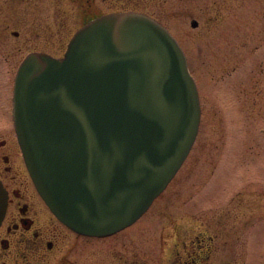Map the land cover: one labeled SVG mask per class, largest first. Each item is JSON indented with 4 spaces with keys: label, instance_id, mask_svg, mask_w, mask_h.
Segmentation results:
<instances>
[{
    "label": "water",
    "instance_id": "water-1",
    "mask_svg": "<svg viewBox=\"0 0 264 264\" xmlns=\"http://www.w3.org/2000/svg\"><path fill=\"white\" fill-rule=\"evenodd\" d=\"M200 115L183 49L142 14L96 19L65 58L31 56L17 79L27 165L52 210L80 233L136 221L187 157ZM7 199L0 180V224Z\"/></svg>",
    "mask_w": 264,
    "mask_h": 264
},
{
    "label": "flooded vegetation",
    "instance_id": "flooded-vegetation-1",
    "mask_svg": "<svg viewBox=\"0 0 264 264\" xmlns=\"http://www.w3.org/2000/svg\"><path fill=\"white\" fill-rule=\"evenodd\" d=\"M42 6L47 12L44 20L40 21L41 35L36 38L41 36L40 46L43 49L32 48L33 25L29 18L32 11L36 12ZM152 9L158 11L159 0H0L1 137L4 136L3 132L8 138L11 132L15 133L14 83L18 67L28 54L45 52L62 57L70 39L81 26L107 13L142 12L166 24ZM197 22V25H192L194 28L198 27ZM22 32L23 39L28 40L22 41L23 46L18 50L14 48L16 44L12 45V40L21 38ZM36 38H33V44L39 45ZM48 46L51 49H47ZM0 141V179L8 193L7 211L0 225V264H92L91 261L93 264L95 261L98 264H152L147 252H153L156 248L151 241H146L150 238L149 233H127L128 229L138 226L141 218L126 229L107 236L73 230L57 217L42 198L22 153L25 168L17 169L15 159H11V141L8 146L6 140ZM16 143L20 149L17 140ZM190 180L188 173L185 186ZM234 191L218 195L215 201L206 202L201 197V210L197 209L199 215L191 210L188 204L191 202L186 201L189 207L186 214H194L193 224L198 226L199 231L196 232L191 226L189 229L186 226L180 228L175 222L177 217L171 219L173 228L170 233H165L163 226L152 240L155 238L158 241L156 247L159 245L162 248L164 264H264V185L258 191L263 198L259 207L256 206L261 203L247 199L246 192ZM228 196L230 199L224 200ZM175 202L179 200L173 199L169 205ZM213 203L216 206L207 207ZM117 239L119 242H115ZM101 241H113V245L107 244L101 247L103 249H97V243ZM89 245L94 246L91 261L85 253ZM104 250H108V254L100 255Z\"/></svg>",
    "mask_w": 264,
    "mask_h": 264
},
{
    "label": "rangeland",
    "instance_id": "rangeland-1",
    "mask_svg": "<svg viewBox=\"0 0 264 264\" xmlns=\"http://www.w3.org/2000/svg\"><path fill=\"white\" fill-rule=\"evenodd\" d=\"M43 6L32 11L29 18L33 25L32 48H42L41 36L36 37L41 35L40 21L47 12ZM152 11L170 26L184 46L202 103L200 130L185 163L138 226L127 230L128 234L149 233L146 241H151L156 250L147 252L148 260L164 264L162 248L156 247L155 238L152 240L163 226L165 233L172 231L171 219L177 217L175 222L180 228L191 226L199 231L193 224L194 214H186L187 200L196 215L200 213L197 209L201 210V197L206 202L215 201L218 195L233 189L246 192L247 199L255 203L260 202L256 207L262 205L258 191L264 185V0H159L158 11ZM194 19L199 21L196 28L192 26ZM23 36L22 32L21 38L12 40L14 48L20 50L22 41L28 40ZM33 38L39 45L33 44ZM23 54L18 56L16 66ZM10 127L12 131V123ZM2 135L0 140H6L7 146L10 141L13 145L11 159H15L16 168L24 169L16 132H11L9 138L4 132ZM188 173L191 180L185 186ZM173 199L179 202L169 205ZM229 199L230 196L224 198ZM214 206L215 203L207 207ZM107 244L113 245V241L98 242L100 247L96 248L103 249ZM93 248L89 245L85 252L89 261ZM102 254L106 256L108 250L101 251Z\"/></svg>",
    "mask_w": 264,
    "mask_h": 264
}]
</instances>
